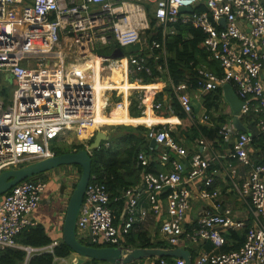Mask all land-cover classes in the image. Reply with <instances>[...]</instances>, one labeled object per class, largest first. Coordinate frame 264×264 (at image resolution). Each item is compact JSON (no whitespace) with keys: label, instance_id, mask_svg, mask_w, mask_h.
<instances>
[{"label":"built area","instance_id":"obj_1","mask_svg":"<svg viewBox=\"0 0 264 264\" xmlns=\"http://www.w3.org/2000/svg\"><path fill=\"white\" fill-rule=\"evenodd\" d=\"M181 8H191L192 12L181 13ZM152 19L156 21L154 26ZM221 19H225V27L219 23ZM176 25L191 26L205 34L203 47L217 60L222 74L217 75L202 65L194 69L196 86L175 85L168 70L166 80L158 78L143 85L139 77L130 82L137 74H153L148 59L153 58L152 52L159 44L147 40V32L151 38L162 29L165 40L177 32ZM70 45L76 47L77 54L74 64L66 68L67 56L61 48ZM92 45L95 47L92 55L114 45L121 51L140 46V51L133 50L113 60L126 63V76L133 86L122 89V96L115 97V101L111 92L117 88L107 87L102 117L107 116L111 105L127 114L133 97H137V108L145 116L148 94L167 93V89L193 120L189 88L203 93L222 92V87L230 84L244 102L239 116L258 114L260 119L256 124L264 139V82L261 79L264 0H0V76H4L0 90H4L6 79L13 85L11 96L0 94V173L52 157L53 142L71 143L75 140L71 136L89 144L98 130L107 126L97 121V86L90 73L94 65L89 62L103 57L87 56ZM162 55L166 61L164 48ZM103 59L101 65L106 62ZM158 59L159 56L155 63ZM101 73L106 75L104 69ZM134 84L150 87L151 92H134ZM162 88L165 89L162 91ZM165 106H168L165 101L155 100L151 104L156 113ZM168 107L172 112L171 105ZM218 134L224 141L237 137L230 159L249 169L247 177L239 180L232 174L233 164L228 165L229 183L245 207L246 218H236L231 209H226L223 213L202 214L187 224L192 199L190 186L195 180L201 179L205 187L200 192L202 199L219 197L218 191H211L215 179L209 172L210 162L198 150L191 151L179 144L167 130L149 128L148 141L155 139L158 146L175 154L173 160L167 153L160 159L170 170L149 171L152 158L144 152L138 153L137 163L144 168L140 186L145 197L137 191L139 186L123 192L128 204L121 224L115 221L108 187L92 175L78 214V239L83 241L89 236L94 247H124L126 236L136 224L144 222L150 214L162 218L165 211L160 198L168 192L169 219L161 221L160 232L169 248H177L186 236L191 247L210 243L214 249V252L202 251L197 264H264V163L252 162L249 150L254 138L250 134L238 132L228 123L218 126ZM46 187L41 180L29 179L4 196L0 203V256L14 248L26 253L23 264L43 254H52L54 264H70L71 257L55 256L58 241L43 247L22 246L16 242L24 229L35 226L31 215L39 207ZM143 198L148 206L143 204ZM230 232L244 233V236L238 249L225 252L223 248ZM235 243L238 241L230 244ZM160 264L168 263L160 259ZM176 264L185 262L177 259Z\"/></svg>","mask_w":264,"mask_h":264},{"label":"crops","instance_id":"obj_2","mask_svg":"<svg viewBox=\"0 0 264 264\" xmlns=\"http://www.w3.org/2000/svg\"><path fill=\"white\" fill-rule=\"evenodd\" d=\"M112 68V73H110L113 82L112 88H117L116 84L122 82L123 77H125L128 89L133 86L128 81L126 76V63L122 66L123 70L117 71L119 67ZM261 79L264 82V73L261 74ZM162 86H164V84H162ZM133 89L134 92L138 90H140L139 92H142L143 90L147 93L151 92L149 87L143 88L142 86L139 87L136 84H134ZM164 89L165 88H162V91ZM104 92L105 90H102L103 96ZM187 93L189 94V96H191L194 108L192 122L197 131V134L194 137H186L184 135L179 134L178 128L181 126L183 127V119L179 118L178 116L172 113L168 114L167 116H160L152 110L151 104L155 102L157 97V95H154V93L148 94L146 98L147 113L145 116L132 117L130 115L129 105H127L129 109L127 114L123 112L116 116L122 117L124 115H127L128 122L123 124H132L135 127L143 126L150 129L162 127V129L167 130L173 136L176 135V140L179 142V144L189 148L191 151L198 150L199 153L202 154L203 158L210 162L209 172L213 175L215 179L211 191H218L219 197L217 199L212 200L202 199L200 192L205 187L202 184L201 179L195 180L194 183L190 186L192 192V199L191 209L187 215V224L194 222L202 214L223 213L226 209H231L235 213L236 218H244L246 216L245 207L243 203L238 199L236 193L232 190L228 180V175L231 172V170H228V165L230 163L233 164L232 174L239 180H243L247 177L249 169L244 167L238 161L230 159L231 152L234 151L235 141L237 137L229 141H224L222 140V138H220L218 134V126L220 124L228 123L234 126V115L231 106L225 100L223 92L220 93L219 98H217L215 101H213L214 99L212 101H207L208 94L200 92L196 88H189L187 90ZM163 99L168 106L172 104L173 99L170 93L167 92L163 94ZM148 112L151 113V116H148ZM111 118H113V116L109 117L108 119ZM148 119L157 122L150 123ZM259 119L260 116L255 113H252L247 117L241 116L239 118L241 124L246 129V131L243 133L250 134L254 138L249 153L252 162H256L255 164L264 163V149L261 146V140L263 138L260 137L259 130L256 124ZM106 133L108 132L106 131ZM200 144H203L205 148ZM149 148L151 150L153 149L151 147ZM155 149L162 150V147L158 146ZM140 152L146 153L148 157L152 158V162H159L160 166L162 168L164 167L162 171L170 170V167L167 164H163L161 160L157 161V158L154 157V154L151 151L142 149ZM80 174L81 173L77 166H63L55 170L49 171L45 174H42L38 176V178H36L45 182L47 187L42 194V200L40 202L39 207L33 212L31 218L34 221L35 226L43 227L44 231L53 242L62 241V230L66 209L68 206L69 198L75 187V184L79 180ZM138 186L139 188H137V191L141 193L142 197H145L144 188L142 187V185L140 186V184ZM123 194H121L120 200L119 198H115V203H112V209L114 211L115 221L117 224H121L128 204L127 200L123 197ZM168 195L169 193L166 192L160 198L161 205L163 206L165 211L162 218L159 219L158 217L150 214L144 222L136 224L132 228L131 232H142L147 234L153 245H157L162 242L165 243L164 238L160 232V226L162 220L169 219V216L166 213ZM118 200L119 202L121 201L120 214H118L117 210L119 208V205H116ZM143 204L148 206L146 201H144ZM89 240L90 238L89 236H87L82 242L87 244ZM227 242H229L228 239ZM178 248L186 249L190 253L192 252V255L194 253L196 257H198V255L202 251L214 252V249L212 248L210 243L201 244L198 248L191 247L187 241L186 236L183 237V240L178 245ZM134 264H160V259H143L141 261L135 262Z\"/></svg>","mask_w":264,"mask_h":264},{"label":"trees","instance_id":"obj_3","mask_svg":"<svg viewBox=\"0 0 264 264\" xmlns=\"http://www.w3.org/2000/svg\"><path fill=\"white\" fill-rule=\"evenodd\" d=\"M152 17V16H151ZM156 21L154 19L151 20V25L154 26ZM177 32L173 36H168L167 38H163L162 29H158L157 33L149 38L150 41L154 40L159 44V48H155L152 52L153 58H149V64L153 69V74L151 76L145 74H137L132 78L131 81L136 78H142V84L148 85L154 82L158 78H162L164 80L167 79L166 71H169L171 81L175 85L184 84L187 87L196 86V72L195 68L198 66H207L217 75L222 74V69L220 68L217 60H214L204 49L203 41L205 38V34L194 27L191 26H182L176 25ZM149 35L147 32L146 36ZM117 45H114L110 48L101 49L97 52V54L101 56H109L116 49ZM163 48L167 54V60H163ZM159 56L157 63H155V58ZM167 64V68H165L164 64ZM125 64L123 61L119 63L114 61L113 67H119L118 69L123 70L122 66ZM122 68V69H121ZM5 83V80H4ZM119 89H126L127 84L124 79V83L122 86L116 85ZM151 90V88L149 87ZM165 91H169L165 89ZM218 93V94H216ZM221 92H207V101H215L219 98ZM0 94H5L4 90H0ZM163 94L159 93L156 97V101H164ZM165 96V95H164ZM112 101H115L113 98ZM137 97L132 98V104L130 107V115L132 117L142 116L141 111L137 108ZM171 111H169V107L165 106L163 110L157 111V114L160 116H167L168 114H175L179 118L183 119V127L178 128V132L181 135L186 137H194L197 134L196 128L190 118L182 111L179 104L176 100H172ZM101 112V113H100ZM126 114V112H124ZM98 124L107 123V124H122L128 122L127 115L122 117L113 116L111 119H105L102 117V108L98 109L97 116ZM161 130L162 127L157 128ZM149 128L139 126V127H129V126H120L116 133L111 135V141L109 143V147L103 146L99 150H95L92 152V175L96 176V178L103 182L110 192L111 201L114 204L115 198H121V194L123 191L137 187L142 178L143 167H140L137 163L138 153L142 149H146L151 151L154 154V157L157 158V161L162 158V156L167 153L169 155L170 160H173L175 154L170 152L168 149H155L152 150L150 147V142L148 141L146 134ZM177 136L175 135L174 138ZM92 141V140H91ZM89 142V144L91 143ZM261 146L264 149V140H261ZM66 142H55L52 146V150L55 155L79 151L84 149L85 144H71L73 146H67ZM185 164H189L187 160L184 162ZM256 163V162H255ZM254 163V164H255ZM81 173V168L77 167ZM164 168V167H163ZM163 168L160 166L159 162H152L148 166V170L154 173L161 172ZM38 178L35 177L33 179ZM117 201L116 205H119L118 214L121 212V201ZM244 233H236L230 232L227 236V239L230 242L226 241V245L223 248V251L229 252L234 249H238L240 247V243H242ZM235 241L234 245L230 244ZM16 242L22 246H32V247H43L51 244L53 241L46 234L43 227L41 226H32L24 229L17 237ZM124 247L132 248V249H144V248H169L167 243H159L157 245H153L151 243L150 238L147 234L142 232H130L126 236ZM192 253V252H191ZM54 254L57 257L68 258L73 255L72 250L65 245L62 241L60 245L55 248ZM26 257V253L19 249L9 248L2 253L0 256V264H23ZM168 264H176V259L174 258H166ZM193 264H197V257L193 253ZM29 264H54V256L52 254H43L40 256L33 257ZM87 264H101V262H97L95 260L90 261ZM105 264V263H104Z\"/></svg>","mask_w":264,"mask_h":264},{"label":"water","instance_id":"obj_4","mask_svg":"<svg viewBox=\"0 0 264 264\" xmlns=\"http://www.w3.org/2000/svg\"><path fill=\"white\" fill-rule=\"evenodd\" d=\"M181 13L192 12L191 8H181ZM219 23L226 26L225 19ZM95 47L92 45L87 56H92ZM120 57L123 56L121 50H117ZM225 100L231 106L234 120L233 124L240 132L246 129L241 124L240 112L244 102L240 100L234 88L230 84L222 87ZM111 141V135L106 131L98 130L95 137L88 146L79 151L53 155L50 158L34 161L26 165L5 170L0 173V203L4 196L9 193L18 184L33 179L63 166H77L81 168L79 180L69 198L68 206L65 213L62 242L67 245L73 252L70 264H87L92 260L105 264H134L143 259H180L185 264H193V255L183 248H138L128 247H94L89 241L87 244L78 239L77 236V219L80 208L85 198L87 187L92 177V152L101 149L106 143ZM151 148H157L156 140L150 141ZM182 173L185 175L186 170L183 166Z\"/></svg>","mask_w":264,"mask_h":264},{"label":"rangeland","instance_id":"obj_5","mask_svg":"<svg viewBox=\"0 0 264 264\" xmlns=\"http://www.w3.org/2000/svg\"><path fill=\"white\" fill-rule=\"evenodd\" d=\"M146 38H147V40L149 39V35L148 36H146ZM61 50H62V52L63 53H65L66 54V56H67V58H66V62H65V67L66 68H70L73 64H74V61H75V58H76V54H77V51H76V47L75 46H73V45H70V46H68V47H66V48H61ZM140 51V46H137V47H133V48H129L128 50L127 49H123L122 50V53L124 54V55H129L132 51ZM95 54H97V52L95 53ZM94 54V55H95ZM94 55H92V56H94ZM99 57H100V55L99 54H97ZM103 58H106V62L103 64V65H101L102 66V69H104V71H105V73H106V75H104L103 76V79H105V78H109V75H110V73H112V67H113V60H117V59H119L120 58V55L118 54V52H117V50H115L111 55H109V56H102ZM103 58H101L102 60H104ZM163 58H164V56H163ZM102 62V61H101ZM101 69V70H102ZM117 71H120V69H117ZM3 78H4V76L3 75H1L0 76V89H2V84H3ZM123 80L125 79L124 77L122 78ZM129 79V78H128ZM105 80H107V79H105ZM130 80V79H129ZM6 81H7V83L5 84V86H4V91H5V94H6V96H11L12 95V91H13V85H12V83H9L8 84V82H9V80L8 79H6ZM130 82H132L131 80H130ZM100 90V89H99ZM122 89H116V90H113L112 92H111V94H112V98H115V97H118L119 95H121L122 96V91H121ZM106 96L107 97H109V93H107L106 94ZM114 106L115 105H111V110L109 111V113L107 114V116L105 115L104 117H112V116H116V115H119V114H121V113H123V111L122 112H118V111H116V109L114 108ZM108 112V111H107ZM120 126H129V127H135L134 125H132V124H107V126H105V127H103V131H107L108 133H109V135H112V134H114V133H116L117 132V130H118V127H120ZM71 138L72 139H75L74 141H70L72 144H75V143H77V144H81L82 142H81V140H77L74 136H71ZM92 140V139H91ZM90 140V141H91ZM61 142H66V141H61ZM71 143H69V142H66L65 144L67 145V146H73V145H71ZM53 144H54V142H53ZM82 144H87V145H89L88 143H86L85 141H84V143H82ZM53 146V145H52ZM105 146H106V144H105ZM55 264H58V263H55Z\"/></svg>","mask_w":264,"mask_h":264},{"label":"bare ground","instance_id":"obj_6","mask_svg":"<svg viewBox=\"0 0 264 264\" xmlns=\"http://www.w3.org/2000/svg\"><path fill=\"white\" fill-rule=\"evenodd\" d=\"M91 65H94V69L90 71L91 76L93 77V80L96 83L97 86V99H98V109L102 108L103 105V94L102 90H106L107 87H113V82L111 78V74L109 75V78H105L107 80H103V74L101 73V59L100 58H95L92 62H89ZM125 78V77H124ZM124 83V80L122 79V82L116 84L118 86H122ZM100 89V90H99ZM149 101V100H148ZM148 116H151V113L148 112ZM147 116V117H148ZM149 120V119H148ZM149 122H157V121H152L149 120Z\"/></svg>","mask_w":264,"mask_h":264}]
</instances>
